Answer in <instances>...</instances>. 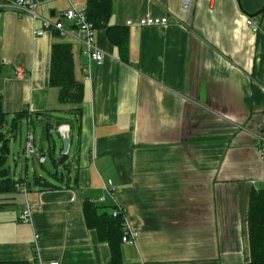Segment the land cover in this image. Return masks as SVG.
<instances>
[{
  "label": "crops",
  "instance_id": "crops-1",
  "mask_svg": "<svg viewBox=\"0 0 264 264\" xmlns=\"http://www.w3.org/2000/svg\"><path fill=\"white\" fill-rule=\"evenodd\" d=\"M88 1L46 0L37 13L70 29L64 13ZM113 5L107 26L95 30L105 58L91 65V83L80 41L56 31L35 38L38 21L0 12V99L8 122L28 110L33 123L22 124L28 134L32 125L41 128L39 139L32 133L37 150H54L59 162L64 137L54 128L48 136V119L72 125L69 166L42 167L51 179L34 170V178L53 187L14 174L39 203L30 223L19 219L23 187L0 196V263L35 264L38 246L46 263L108 264L110 247L85 218V204L93 203L125 208L138 232L135 244L122 245L124 264H249V203L253 191L264 189V0ZM147 16L167 17L169 24L127 26ZM56 46L71 47L74 77L84 85L81 105L62 103L52 83ZM20 133L10 136V149ZM109 181L113 195L105 190Z\"/></svg>",
  "mask_w": 264,
  "mask_h": 264
},
{
  "label": "trees",
  "instance_id": "trees-1",
  "mask_svg": "<svg viewBox=\"0 0 264 264\" xmlns=\"http://www.w3.org/2000/svg\"><path fill=\"white\" fill-rule=\"evenodd\" d=\"M113 0H89L86 13L95 30L106 27L113 15ZM52 83L61 90L60 101L62 103H72L81 105L84 98V85L78 82L74 77V60L70 46H56L52 53ZM79 110V109H78ZM45 116V115H44ZM32 117L28 110L17 113L9 123L7 114L3 110L2 99H0V196L17 193L19 185H23L25 180H16L9 166L10 136H17L21 132L22 123ZM53 118L51 116H45ZM33 123V119L28 121ZM46 133L51 137V129L56 131L61 125L67 124L72 130L70 120L62 118L57 121L48 119ZM14 137V138H15ZM13 138V137H12ZM25 152V151H24ZM44 154V153H43ZM54 150L49 151L48 156L56 167L60 162L54 158ZM68 162L62 167L67 168ZM44 168V165H42ZM57 176V174H56ZM44 182L43 187H53L47 183L46 179L35 176L32 184L35 186ZM26 186H30L26 183ZM3 206L0 203V207ZM116 207L105 210L93 203H87L84 206L85 218L89 228L95 230L101 242L107 243L110 247V260L108 264H124L122 256V238L124 234V219L122 216L113 217V211ZM249 224V242H250V262L249 264H264V189L253 191L249 203L248 212ZM0 264H28L25 262H4Z\"/></svg>",
  "mask_w": 264,
  "mask_h": 264
},
{
  "label": "built area",
  "instance_id": "built-area-1",
  "mask_svg": "<svg viewBox=\"0 0 264 264\" xmlns=\"http://www.w3.org/2000/svg\"><path fill=\"white\" fill-rule=\"evenodd\" d=\"M45 1L46 0H0V12L10 10L20 16H29L34 21H38L41 27L40 29L35 31V38H40L45 36V34L48 32L56 31L63 36L69 35L80 41L85 46V54L87 55L90 62L84 70L85 79L86 81L91 83L93 81L91 65L95 64L97 66H101L104 62L105 54L95 42V26L91 21H89L86 13V8H80L72 5L64 13V18L72 24L71 28L67 29L61 21L57 23H52L50 20L42 18L38 15V7L41 5V3ZM188 8L189 5L185 4L184 9ZM168 24L169 19L167 17L157 18L152 16H147L138 21V23L136 24L132 21L127 22L128 27L137 26L140 28L163 27L167 26ZM246 25L249 29L253 31H257L259 29L257 22L252 19H248L246 21ZM24 74L25 72L20 70L18 71L17 76L24 77ZM58 132L64 138L69 137L71 133V128L69 125L64 124L58 128ZM24 154L27 159L36 158L41 165H44L47 160V156L37 150L35 145V137L32 133H29L27 136V144ZM20 186L23 187L24 193L27 197V201L19 219L22 223H30L33 214L39 207V203L29 199V192L26 185ZM105 190L111 195L116 192V189L114 188L113 183L111 181H109L105 185ZM101 201H104V199H101ZM119 216H122L124 219V234L122 238V244H135L137 242L139 234L138 232L132 229L130 223L128 222L125 208L121 206H116V209L113 211V217L116 218ZM35 239L37 245L38 236H36ZM35 260V264H59L58 262L46 263L43 258L39 255L38 246L35 248Z\"/></svg>",
  "mask_w": 264,
  "mask_h": 264
},
{
  "label": "rangeland",
  "instance_id": "rangeland-1",
  "mask_svg": "<svg viewBox=\"0 0 264 264\" xmlns=\"http://www.w3.org/2000/svg\"><path fill=\"white\" fill-rule=\"evenodd\" d=\"M64 117V116H61ZM32 133H35L36 136H38L39 139V135L41 133V128L39 127V125H32L31 127ZM28 131H29V126L27 123L22 124V130L20 135L14 139L13 141V145L11 146V155L9 157V166L11 168V171L13 174H15V172H17V174H19L20 176H22L23 178H27L29 180V182L33 181L34 178V170H36V172L48 179H51L50 175L47 174L41 164L38 162V160L36 161L35 158H30L27 159L24 156H22L20 154L21 151V147L24 148L25 144H27V135H28ZM53 139L56 143H58V146L61 148L62 145V140L60 139V137L58 136V134L56 133V131L53 132ZM26 142V143H25ZM26 149V146H25ZM15 158V161H14ZM44 167L49 171V172H55V169L53 167V164L51 162V159L48 157V161L47 163L44 165ZM62 171L64 172V174L66 175V170L63 168Z\"/></svg>",
  "mask_w": 264,
  "mask_h": 264
},
{
  "label": "water",
  "instance_id": "water-1",
  "mask_svg": "<svg viewBox=\"0 0 264 264\" xmlns=\"http://www.w3.org/2000/svg\"><path fill=\"white\" fill-rule=\"evenodd\" d=\"M263 11H261L262 13ZM261 13H257L255 15H253L252 17H258ZM68 149H69V137H65L63 139V154H62V157L60 159V164L63 165V164H66L69 160V156L67 154L68 152Z\"/></svg>",
  "mask_w": 264,
  "mask_h": 264
}]
</instances>
